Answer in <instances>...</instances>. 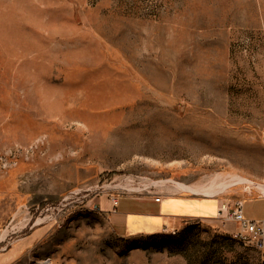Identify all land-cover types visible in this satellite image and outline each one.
<instances>
[{
  "label": "rangeland",
  "instance_id": "rangeland-1",
  "mask_svg": "<svg viewBox=\"0 0 264 264\" xmlns=\"http://www.w3.org/2000/svg\"><path fill=\"white\" fill-rule=\"evenodd\" d=\"M263 126L264 0H0V264H264L217 215L264 193ZM106 185L212 216L127 234Z\"/></svg>",
  "mask_w": 264,
  "mask_h": 264
},
{
  "label": "crops",
  "instance_id": "crops-1",
  "mask_svg": "<svg viewBox=\"0 0 264 264\" xmlns=\"http://www.w3.org/2000/svg\"><path fill=\"white\" fill-rule=\"evenodd\" d=\"M123 196L139 200L140 203L136 206L128 203L124 208L120 209L118 205L121 202V197L118 204L114 205L111 198L107 194L99 196L97 201L101 209L110 214L111 218L116 224L117 229L127 234H148L155 231L164 230L168 226V218L173 215L212 216L208 214H198L208 212L206 210V208L209 206L207 202L202 208H196V206L193 208L192 206L189 210L190 212L188 213H176L167 209L165 210L163 199L158 201L155 199L154 195H122V197ZM189 197H192V199H200L204 196ZM247 201L250 202V205L246 209L245 205L247 204ZM190 204L192 203L190 202ZM243 209L246 217L264 219V193L246 197L244 199ZM220 221H222L224 228L229 224L236 225V227L231 231H234L237 228V223L233 220L230 222L227 221V223H223L222 219H220ZM226 229H228V227ZM229 230L230 229H228V231Z\"/></svg>",
  "mask_w": 264,
  "mask_h": 264
},
{
  "label": "built area",
  "instance_id": "built-area-1",
  "mask_svg": "<svg viewBox=\"0 0 264 264\" xmlns=\"http://www.w3.org/2000/svg\"><path fill=\"white\" fill-rule=\"evenodd\" d=\"M262 138L264 141V126L262 129ZM147 187H142V192L139 195H133V196H142V195H154L155 199L158 201H161L163 199L162 195H155V193L152 190H146ZM147 192H146V191ZM96 191L94 196H101L102 192L104 194H107L114 205L118 204L120 197L122 196L121 193L118 191H115L112 186L106 185L103 186L101 191ZM95 206H99L98 202H95ZM244 200H236L233 202V204H230V202H222L219 204L218 208V214L219 217L222 219H230L237 223V228L233 231V235L243 242L246 245H252L259 249L264 250V219H254L246 217L244 214Z\"/></svg>",
  "mask_w": 264,
  "mask_h": 264
},
{
  "label": "bare ground",
  "instance_id": "bare-ground-1",
  "mask_svg": "<svg viewBox=\"0 0 264 264\" xmlns=\"http://www.w3.org/2000/svg\"><path fill=\"white\" fill-rule=\"evenodd\" d=\"M242 179V177L239 175V176H233L232 178H231V180H230V182H233V181H238V180H241ZM220 182V181H219ZM218 182V183H219ZM230 182H226V181H221L220 183H219V187H222V186H224V185H226V184H230ZM214 185L215 186H218L217 184H215L214 183ZM177 187H179V188H184V189H192V190H195V191H198V192H200L201 190H203V191H205V192H212L213 191V188L215 187H211V188H209V189H205V188H200V187H195V186H193V185H189V184H186V183H184V182H178V185H176ZM262 188H264V186H262Z\"/></svg>",
  "mask_w": 264,
  "mask_h": 264
}]
</instances>
